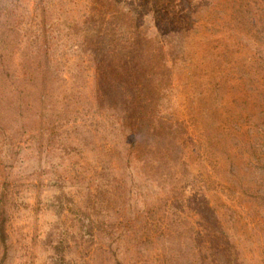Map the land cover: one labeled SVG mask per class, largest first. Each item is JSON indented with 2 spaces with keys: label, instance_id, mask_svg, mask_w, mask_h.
Masks as SVG:
<instances>
[{
  "label": "rangeland",
  "instance_id": "1",
  "mask_svg": "<svg viewBox=\"0 0 264 264\" xmlns=\"http://www.w3.org/2000/svg\"><path fill=\"white\" fill-rule=\"evenodd\" d=\"M249 186L264 0H0V264H191L166 239L191 231L204 264H264Z\"/></svg>",
  "mask_w": 264,
  "mask_h": 264
},
{
  "label": "trees",
  "instance_id": "2",
  "mask_svg": "<svg viewBox=\"0 0 264 264\" xmlns=\"http://www.w3.org/2000/svg\"><path fill=\"white\" fill-rule=\"evenodd\" d=\"M250 189L253 191L254 196L253 198L255 199L254 202L252 203L253 206H257L261 209H264V196H261L258 194V190H255L253 186H249L247 187V190ZM249 191V190H248ZM245 194V193H243ZM248 198V197H247ZM249 199V198H248ZM251 199V197H250ZM244 206L243 205H239L237 202H232L229 204V206H227V210L228 211H224V213H221L220 211H217V215L218 217H221L222 219H220L222 221V223L226 222V218L227 216H229V213H233V216L235 214H237L240 210V212H243L244 210ZM231 221V219L229 220ZM229 228V227H228ZM88 237L91 238L92 242H94L96 238L95 234L89 233V234H85ZM182 235V237H184V241L183 242H178L182 247V246H187V245H192L193 246V253H192V257L190 258V263L191 264H204V261H206V256H210L209 253V249L207 246H203L202 244L205 243H201L200 239L203 238L202 234L198 231H191L188 233H181V234H169L166 239L169 242L174 241L173 239L176 238V241H178V239L181 241L182 237L179 238V236ZM158 235L156 234H148L145 233L144 231L142 232V234H133L131 233L130 239L129 241H125L127 243V245L129 246V248H131L132 252H140V246H147L148 244H152L154 242V240L157 238ZM139 239L140 243L138 242V244H136L135 242V238ZM133 241V243H132ZM174 242H172L170 245H172ZM100 246H102L100 244ZM103 248V246H102ZM184 249V247H182ZM103 250V249H102ZM105 251V249H104ZM56 256L53 257L55 264H78V262H74V260L72 258H66V256H61L60 254H55ZM102 255L97 254L96 252H89V255L86 258H82V262L81 264H104V260L103 258H101ZM184 257V256H182ZM213 257V256H212ZM174 259V258H165L163 261V264H173L172 262H170L169 260ZM187 260V259H186ZM189 261V259L187 260ZM178 264V263H176Z\"/></svg>",
  "mask_w": 264,
  "mask_h": 264
}]
</instances>
